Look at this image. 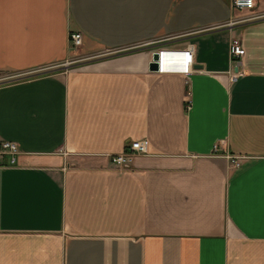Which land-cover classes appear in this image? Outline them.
<instances>
[{
    "label": "crops",
    "instance_id": "1",
    "mask_svg": "<svg viewBox=\"0 0 264 264\" xmlns=\"http://www.w3.org/2000/svg\"><path fill=\"white\" fill-rule=\"evenodd\" d=\"M254 1L0 0V73L18 76L0 83V140L19 146L0 166V264H264ZM188 45L187 74L149 68ZM134 140L146 153L112 164Z\"/></svg>",
    "mask_w": 264,
    "mask_h": 264
},
{
    "label": "built area",
    "instance_id": "2",
    "mask_svg": "<svg viewBox=\"0 0 264 264\" xmlns=\"http://www.w3.org/2000/svg\"><path fill=\"white\" fill-rule=\"evenodd\" d=\"M254 0H230V8L235 10H250L254 7ZM233 22H228L226 26H230ZM68 40L72 46H79L82 43V33L80 31H74L69 34ZM229 55L232 57H241L244 54V48L242 47L241 40L238 37H232L229 41ZM158 54L157 59H151V62L157 63V68L154 69L157 73H165L171 66L173 68L170 72L187 74L191 69L192 49L187 47L183 50H156ZM150 62V63H151ZM147 146L145 140L131 141L123 151L117 154H113L110 157V162L117 167L127 166L134 155L146 153ZM218 151V144L213 146V152ZM19 152L18 144L14 141H0V166H6V160H9L10 164L15 162V157ZM229 159L230 165L234 168L240 166V164L247 158L242 155H225Z\"/></svg>",
    "mask_w": 264,
    "mask_h": 264
},
{
    "label": "rangeland",
    "instance_id": "3",
    "mask_svg": "<svg viewBox=\"0 0 264 264\" xmlns=\"http://www.w3.org/2000/svg\"><path fill=\"white\" fill-rule=\"evenodd\" d=\"M71 32H74V31H70L69 33H68V36H67V45H68V48L69 49H73V48H78L79 46H81V44L79 45V46H72L71 44H70V41L68 40V37H69V34L71 33ZM187 47H190L191 49H192V47H191V45H188ZM186 47V48H187ZM156 51V50H155ZM170 70H172L171 69V67L168 69V71H170ZM18 76H16V74H10V73H5V74H1L0 73V83H2V82H7V81H10V80H13V79H15V78H17ZM0 141H7V140H0ZM15 142V141H14ZM17 143V142H16ZM18 148H19V146H18ZM19 153V152H18ZM144 154V153H143ZM137 155V154H136ZM17 156V155H16ZM135 156V155H134ZM133 158V157H132ZM15 161H16V157H15ZM131 161H132V159H131ZM6 162V166H7V164H10L9 163V160H6L5 161ZM15 163V162H14ZM13 163V164H14ZM131 163V162H130ZM129 163V164H130ZM128 164V165H129ZM127 165V166H128ZM4 167V166H3ZM124 167V166H123Z\"/></svg>",
    "mask_w": 264,
    "mask_h": 264
},
{
    "label": "water",
    "instance_id": "4",
    "mask_svg": "<svg viewBox=\"0 0 264 264\" xmlns=\"http://www.w3.org/2000/svg\"><path fill=\"white\" fill-rule=\"evenodd\" d=\"M157 57H158V54H157L156 52H154L153 55H152V59L155 60V59H157ZM149 68H150L151 70L156 69V68H157V63L151 62V63L149 64Z\"/></svg>",
    "mask_w": 264,
    "mask_h": 264
},
{
    "label": "clouds",
    "instance_id": "5",
    "mask_svg": "<svg viewBox=\"0 0 264 264\" xmlns=\"http://www.w3.org/2000/svg\"><path fill=\"white\" fill-rule=\"evenodd\" d=\"M166 67L169 69L171 66H166ZM173 68H174V67H173ZM173 68H171V69H173ZM167 72H170V71L167 70Z\"/></svg>",
    "mask_w": 264,
    "mask_h": 264
}]
</instances>
